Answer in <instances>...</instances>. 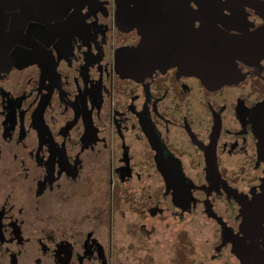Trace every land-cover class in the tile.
Segmentation results:
<instances>
[{
  "label": "flooded vegetation",
  "instance_id": "1",
  "mask_svg": "<svg viewBox=\"0 0 264 264\" xmlns=\"http://www.w3.org/2000/svg\"><path fill=\"white\" fill-rule=\"evenodd\" d=\"M21 1L0 0L18 63L0 74V264H264V59L215 89L176 67L126 76L141 36L119 0Z\"/></svg>",
  "mask_w": 264,
  "mask_h": 264
},
{
  "label": "water",
  "instance_id": "2",
  "mask_svg": "<svg viewBox=\"0 0 264 264\" xmlns=\"http://www.w3.org/2000/svg\"><path fill=\"white\" fill-rule=\"evenodd\" d=\"M22 0V15L41 13L43 5ZM43 0H38V2ZM117 23L123 30L137 29L139 45L122 52L117 61L122 74L151 75L176 67L198 78L209 89L231 85L243 78L239 62L264 59V24L255 31L238 27L246 6L264 19L261 0H119ZM130 2L134 8L130 9ZM195 2L197 9L192 8ZM231 15L225 14V11ZM28 17L27 19H29ZM177 18V21H176ZM26 22V21H25ZM200 25H196V23ZM232 30L240 33H232ZM29 37L22 35V45ZM0 47V74L18 65ZM143 75V76H144Z\"/></svg>",
  "mask_w": 264,
  "mask_h": 264
},
{
  "label": "rangeland",
  "instance_id": "3",
  "mask_svg": "<svg viewBox=\"0 0 264 264\" xmlns=\"http://www.w3.org/2000/svg\"><path fill=\"white\" fill-rule=\"evenodd\" d=\"M134 217V216H133ZM117 221V230L118 232L122 233L123 236L125 234L123 238L124 242L131 243V247L134 251H138L142 245H144L145 241L143 240L142 236L135 231V227L130 226L128 223V219H122V218H118L116 219ZM127 232V233H126ZM170 257H167L166 255V259H169ZM168 262V261H166Z\"/></svg>",
  "mask_w": 264,
  "mask_h": 264
}]
</instances>
